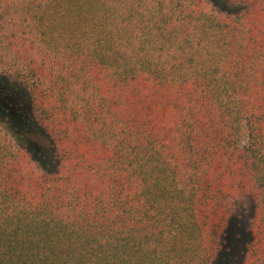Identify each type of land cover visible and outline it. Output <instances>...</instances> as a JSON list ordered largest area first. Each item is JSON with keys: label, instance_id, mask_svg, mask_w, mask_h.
I'll list each match as a JSON object with an SVG mask.
<instances>
[{"label": "trees", "instance_id": "16d2710c", "mask_svg": "<svg viewBox=\"0 0 264 264\" xmlns=\"http://www.w3.org/2000/svg\"><path fill=\"white\" fill-rule=\"evenodd\" d=\"M0 0V264H214L254 206L264 264V0Z\"/></svg>", "mask_w": 264, "mask_h": 264}, {"label": "rangeland", "instance_id": "374dc122", "mask_svg": "<svg viewBox=\"0 0 264 264\" xmlns=\"http://www.w3.org/2000/svg\"><path fill=\"white\" fill-rule=\"evenodd\" d=\"M220 12L234 13L240 7L223 0H208ZM0 120H6L10 129L22 137L28 150L43 169L53 170L50 151L42 132L29 119V106L23 86L0 79ZM254 215L253 203L244 200L231 216L226 231L224 248L214 264H243L246 245L249 242L248 227Z\"/></svg>", "mask_w": 264, "mask_h": 264}]
</instances>
